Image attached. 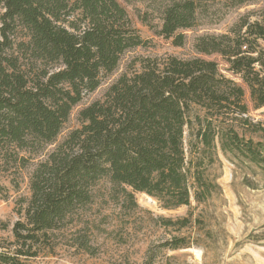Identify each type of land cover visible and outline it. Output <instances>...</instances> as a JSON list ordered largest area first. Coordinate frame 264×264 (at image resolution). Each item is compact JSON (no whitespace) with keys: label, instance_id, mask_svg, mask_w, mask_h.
<instances>
[{"label":"trees","instance_id":"1","mask_svg":"<svg viewBox=\"0 0 264 264\" xmlns=\"http://www.w3.org/2000/svg\"><path fill=\"white\" fill-rule=\"evenodd\" d=\"M217 1L229 10L256 0ZM214 2L158 0L159 36L182 47L184 31ZM0 6V162L25 168L55 143L73 109L117 69L125 52L146 41L117 0H0ZM262 43L264 8L226 34L197 38L195 50L223 58L248 89L254 108L261 109ZM139 66L82 109L80 127L35 166L24 221L14 225V241L0 240V264H32L38 246L94 204L101 181L127 202L143 193L172 209L191 205L192 188L197 203L212 195L214 185L200 168L217 143L224 153L261 160L259 143L241 136L237 126L250 124L245 88L216 61L169 56L144 58ZM194 108L203 114L194 115L197 156L188 159L185 129L192 130ZM252 128L264 132L260 124ZM163 223L184 228L189 221ZM163 247L174 251L187 245L174 239Z\"/></svg>","mask_w":264,"mask_h":264},{"label":"rangeland","instance_id":"2","mask_svg":"<svg viewBox=\"0 0 264 264\" xmlns=\"http://www.w3.org/2000/svg\"><path fill=\"white\" fill-rule=\"evenodd\" d=\"M117 1L125 7L146 44L125 52L117 69L103 77L100 87L86 94L73 109L55 143L45 147L25 168L0 162V240L14 241L13 227L18 221H24L21 212L31 196L30 177L35 166L70 132L80 127L78 118L82 109L102 100L109 88L123 74L129 73L131 67L140 70L139 62L144 58H202L216 61L224 75L245 88L250 124L241 126L238 123L237 126L241 136L259 143L261 160L252 162L240 155L224 153L217 143L216 149L206 154L200 168L204 180L214 185L212 195L205 202L197 203L192 188L191 205L172 209L164 208L158 200L143 193H135L127 202L126 197L114 192L108 181H101L94 204L81 211L73 225L52 233L49 243L38 246L39 256L31 263L264 264V132L251 131L252 123L264 128V107L254 108L248 89L229 71L230 66L223 58L203 56L195 50L197 38L226 34L246 16H252L254 20L264 8V0L229 10L215 0L214 4H209L208 12L200 15L199 23L184 31L186 40L182 47L159 36L162 22L158 0ZM3 14L4 9L0 6V28ZM196 112L203 114L194 108L190 114L192 130L185 129L188 159L197 156ZM184 219L189 221L184 228L163 223ZM174 239H183L187 248L173 251L163 247Z\"/></svg>","mask_w":264,"mask_h":264}]
</instances>
